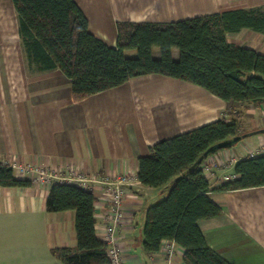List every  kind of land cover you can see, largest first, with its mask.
Segmentation results:
<instances>
[{
	"label": "crops",
	"instance_id": "1",
	"mask_svg": "<svg viewBox=\"0 0 264 264\" xmlns=\"http://www.w3.org/2000/svg\"><path fill=\"white\" fill-rule=\"evenodd\" d=\"M89 30L115 46L118 21L169 22L222 10L264 5V0H75ZM227 40L264 54V32L242 28ZM176 55V53H175ZM238 116L244 136L212 155V187L235 163L264 154V102L226 101L204 87L159 73L74 100L71 79L59 68L39 70L27 57L13 0H0V162L32 164L90 179L95 195L96 234L104 233L106 181L129 175L124 218L117 229L122 264H185L176 244L169 258L144 250L146 209L164 193L137 178L138 159L158 141L200 125ZM16 178L31 174L14 171ZM232 178V179H233ZM93 179V180H91ZM50 185H0V264H64L52 253L75 247V211L46 208ZM221 214L199 226L211 248L233 264H264V185L210 193Z\"/></svg>",
	"mask_w": 264,
	"mask_h": 264
},
{
	"label": "trees",
	"instance_id": "2",
	"mask_svg": "<svg viewBox=\"0 0 264 264\" xmlns=\"http://www.w3.org/2000/svg\"><path fill=\"white\" fill-rule=\"evenodd\" d=\"M13 2L27 57L39 70L61 69L71 79L76 101L131 77L159 73L200 85L226 101L264 102V54L234 45L226 36L242 28L264 32V5L169 22L118 21L113 46L89 30L87 16L75 0ZM154 48L159 50L157 56ZM127 50L135 53L127 55ZM243 136L238 116H222L160 140L149 154L139 157L140 183L166 187L146 209L143 246L147 253L171 240L183 247L185 264H233L209 246L199 221L221 214L211 191L264 185V154L239 159L234 165L236 177L214 187L201 164L219 145ZM31 184L29 179L16 178L13 167L0 162V185ZM94 203L91 188L51 183L47 210L75 211L77 245L52 249L64 264H110L107 245L96 234Z\"/></svg>",
	"mask_w": 264,
	"mask_h": 264
},
{
	"label": "built area",
	"instance_id": "3",
	"mask_svg": "<svg viewBox=\"0 0 264 264\" xmlns=\"http://www.w3.org/2000/svg\"><path fill=\"white\" fill-rule=\"evenodd\" d=\"M261 149L264 150V143L261 145ZM216 163H218V159L212 154L203 160L201 167L206 176L213 175L211 167L216 165ZM12 167L16 173L27 175L31 174V181L33 183H46L50 185L53 181H59L74 183L85 188H91L87 185V182H89L90 179L80 177L74 170H70L69 173L64 174L56 169L32 164H13ZM232 178L233 176L224 175L220 181H226ZM130 181V176L126 175L118 177L112 181L105 182L107 185L106 194L108 207L101 215L104 224L102 240L107 245V253L110 264H122L121 245L117 239V229L121 225L124 218L123 202L126 192L124 185ZM175 245L176 243L171 240H164L161 244L162 249L169 258L174 253Z\"/></svg>",
	"mask_w": 264,
	"mask_h": 264
},
{
	"label": "water",
	"instance_id": "4",
	"mask_svg": "<svg viewBox=\"0 0 264 264\" xmlns=\"http://www.w3.org/2000/svg\"><path fill=\"white\" fill-rule=\"evenodd\" d=\"M240 139H241V137H235V138H233L232 141L229 142L228 144H221V145H219L217 148H218V149H221V148H225V147L231 146V145H233L234 143L238 142ZM205 155H207V154H205ZM203 159H204V157H201V158L198 160L197 163L200 164V162H201ZM164 190H166V187L163 189V191H164Z\"/></svg>",
	"mask_w": 264,
	"mask_h": 264
},
{
	"label": "rangeland",
	"instance_id": "5",
	"mask_svg": "<svg viewBox=\"0 0 264 264\" xmlns=\"http://www.w3.org/2000/svg\"><path fill=\"white\" fill-rule=\"evenodd\" d=\"M153 52H154V55H158V53H159V50L157 49V48H154L153 49ZM125 53L127 54V55H133L134 53H135V51L134 50H127V51H125Z\"/></svg>",
	"mask_w": 264,
	"mask_h": 264
}]
</instances>
